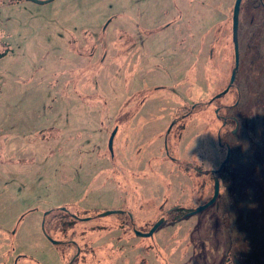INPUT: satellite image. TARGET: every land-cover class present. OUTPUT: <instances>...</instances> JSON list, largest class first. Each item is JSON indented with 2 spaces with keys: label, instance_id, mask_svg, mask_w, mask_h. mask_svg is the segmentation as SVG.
Listing matches in <instances>:
<instances>
[{
  "label": "rangeland",
  "instance_id": "obj_1",
  "mask_svg": "<svg viewBox=\"0 0 264 264\" xmlns=\"http://www.w3.org/2000/svg\"><path fill=\"white\" fill-rule=\"evenodd\" d=\"M234 1L0 0V264H264V0L208 102Z\"/></svg>",
  "mask_w": 264,
  "mask_h": 264
},
{
  "label": "water",
  "instance_id": "obj_2",
  "mask_svg": "<svg viewBox=\"0 0 264 264\" xmlns=\"http://www.w3.org/2000/svg\"><path fill=\"white\" fill-rule=\"evenodd\" d=\"M38 3H43V2H47L49 0H32ZM241 1L242 0H235L234 4H233V10H232V37H233V43H234V66L231 70V74H230V78L228 81L227 86L221 90L220 92L216 93L212 99L217 98L219 96H221L222 94L226 93L229 89V87L233 84L235 77H236V73H237V69L239 66V43H238V38H237V29H238V22H239V12H240V6H241ZM174 121H172V123L169 125L167 132L170 130L172 124ZM117 127H114L113 130L111 131V134L109 136V140H108V147L109 149L113 150V139L116 133ZM230 156V148L229 146H227V152L225 155L224 160L222 161L221 165L218 167L217 170H221V168L226 164V162L228 161ZM219 190H220V181L219 178L217 176H214L213 178V193L211 195V197L209 199H207L205 202L198 204L195 208H193L192 210L186 212L185 214H192V213H196L198 211H201L202 209H205L206 207H208L209 205H211L212 203L215 202V200L218 197L219 194ZM124 212L122 209H112V210H105L103 212H101V215H106V214H110V213H122ZM165 220V217H160L159 219H157L154 224L151 226V228L148 231H140L137 229H134L137 235L140 236H149L152 235L153 232L155 231V229ZM44 219H43V223H44ZM49 237V236H48ZM54 243L59 242L58 240H54L51 237H49Z\"/></svg>",
  "mask_w": 264,
  "mask_h": 264
},
{
  "label": "flooded vegetation",
  "instance_id": "obj_3",
  "mask_svg": "<svg viewBox=\"0 0 264 264\" xmlns=\"http://www.w3.org/2000/svg\"><path fill=\"white\" fill-rule=\"evenodd\" d=\"M230 78V77H229ZM229 81V79H228ZM233 85V84H232ZM212 98V97H211ZM215 98L214 99H210L208 100L209 103H212L214 102ZM222 106L221 105H218L217 107H215V110H216V117L220 119V126L219 128L217 129V139H218V143L219 145H225L226 147V150H227V146H229L230 148V151H231V145L229 143H226L225 141H223L222 139V136H221V133L222 131L227 127L229 126V123L232 122L234 123V126L236 125V123L238 124V117L237 116H234L233 114H228V115H225V114H220V108ZM230 131H233V127L230 128ZM169 132V131H168ZM165 148H167V144L165 142ZM227 152V151H226ZM166 154L168 155L167 153V149H166ZM226 155V154H225ZM230 157V156H229ZM225 158V157H224ZM224 159H222L220 161V163L218 164L217 167H214V168H207V167H204L203 165L201 167H195L194 168L198 171V173L200 172V174L202 175V183L204 186L206 185H209L210 184V180L213 181V178L214 176H217L219 178V181H220V186H221V176L223 174H228L229 173V170H228V163H229V159L228 161L226 162V164L221 168V170H217L218 167L221 165L222 161ZM189 164V162H187ZM192 166V165H191ZM212 193H213V183H212ZM212 195V194H211ZM211 197V196H210Z\"/></svg>",
  "mask_w": 264,
  "mask_h": 264
},
{
  "label": "trees",
  "instance_id": "obj_4",
  "mask_svg": "<svg viewBox=\"0 0 264 264\" xmlns=\"http://www.w3.org/2000/svg\"><path fill=\"white\" fill-rule=\"evenodd\" d=\"M0 42H1V40H0ZM6 51H7V50H4V51L0 52V56L4 55V54L6 53ZM224 88H225V87H224ZM224 88H223V89H224ZM201 182H202V181H201ZM201 185H202V184H201ZM209 198H210V197H208L207 199H209ZM207 199H206V200H207ZM206 200H205V201H206ZM205 201H204V202H205ZM176 209H177V211H178L177 216H179V217L181 216V217H182L186 212L192 210L193 208L185 209L184 206H181V205H180V206H178ZM126 213H127V212H126ZM124 214H125V212H124ZM45 221H47L46 218H45Z\"/></svg>",
  "mask_w": 264,
  "mask_h": 264
}]
</instances>
